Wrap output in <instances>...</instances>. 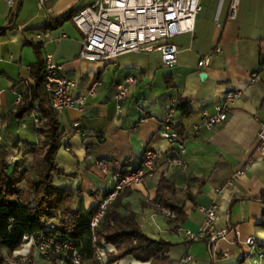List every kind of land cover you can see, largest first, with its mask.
<instances>
[{
	"label": "crops",
	"instance_id": "obj_1",
	"mask_svg": "<svg viewBox=\"0 0 264 264\" xmlns=\"http://www.w3.org/2000/svg\"><path fill=\"white\" fill-rule=\"evenodd\" d=\"M96 1L17 0L11 6L0 0V26L13 21L18 26L0 36V148L16 147L18 160L38 141L33 116L5 119L32 81V65L38 61L35 42L44 43V58L53 54L64 65L65 77L78 79L73 95L88 99L86 112L73 108L59 113L64 138L57 162L77 176L54 175L57 186L81 189L86 212L113 189L112 172L135 169L149 148L169 150L161 135L165 107L173 96L191 98L190 115L177 116L187 138L188 169L170 167L163 159L154 178L127 191L124 205L137 212L148 235L174 244L168 264H264V228L257 224L264 205L256 199L264 191V154L257 151L264 120V0H241L235 19L230 17L232 0H202L195 31L176 37L180 55L169 65L158 53H126L108 63L85 61L80 58L83 33L73 20L49 35L24 31ZM204 57L211 59L208 66L200 65ZM255 74L260 80L251 83ZM130 75L138 82L119 110L118 84ZM237 89L243 94L228 119L212 130L202 127L194 136L204 116L216 114L225 94ZM102 159L109 162L108 170L98 167ZM162 178L174 183V202L187 212L177 233L155 202ZM214 203L219 205L217 231L228 234L186 242V231L199 230L206 223L205 209ZM250 238L256 240L254 246L248 245ZM4 253L8 256V249ZM115 264L148 263L129 256Z\"/></svg>",
	"mask_w": 264,
	"mask_h": 264
},
{
	"label": "trees",
	"instance_id": "obj_2",
	"mask_svg": "<svg viewBox=\"0 0 264 264\" xmlns=\"http://www.w3.org/2000/svg\"><path fill=\"white\" fill-rule=\"evenodd\" d=\"M79 9L24 31H52L72 21ZM17 28L14 21L5 27L0 26V36ZM33 45L38 61L32 65V81H28L17 108L5 119L10 121L33 116L38 141L29 144L18 160H15L16 147L2 145L0 148V264H13L14 252L23 249L25 236L40 232L54 234L60 237V241L73 243L86 264L91 261L96 264H115L129 256L148 264H168L174 244L164 238H154L142 229L137 212L124 205L129 189L118 195L109 205L102 222L93 228L91 222L97 211L96 206L84 211L81 189L75 192L72 188L59 187L54 183L55 174L75 177L77 173H68L57 162L64 130L59 113L44 90V43L35 42ZM173 97L178 101V116L190 115L191 98L180 95ZM36 119H39L38 123ZM177 128L180 129V125ZM177 195L174 183L162 178L155 202L167 216L172 233L179 231L187 217L185 206L174 202ZM256 199L264 205V191ZM162 207L173 211L174 216H169ZM257 224L264 228V212ZM4 249H8V256ZM98 255H102V260L97 259ZM34 256L33 249L23 264H35ZM44 257L56 264H76L68 256Z\"/></svg>",
	"mask_w": 264,
	"mask_h": 264
},
{
	"label": "built area",
	"instance_id": "obj_3",
	"mask_svg": "<svg viewBox=\"0 0 264 264\" xmlns=\"http://www.w3.org/2000/svg\"><path fill=\"white\" fill-rule=\"evenodd\" d=\"M9 5L15 6L17 0H6ZM241 0H232L230 4V17L235 19L238 15ZM202 0H98L91 5L81 7L74 15L73 22L83 33V46L80 58L85 61L112 62L126 53H158L165 64L176 62L180 55V46L175 39L181 34L194 32L200 13L203 11ZM49 35V32H46ZM221 52V48L216 49ZM211 63L209 57L200 61L201 66ZM64 65L53 54L45 57V83L44 90L50 98L51 104L58 112L77 108L82 112L88 110L86 96H75L72 91L78 84L77 78H68L63 74ZM260 80L255 74L251 83ZM137 77L130 75L125 81L118 84V109L123 108L122 103L129 97L132 87L137 84ZM241 89L228 91L223 102L218 106L217 113L205 115L202 123L194 129V136L201 133V128L212 130L217 124L228 119L230 110L235 102L241 98ZM177 98L173 97L166 105V116L163 123L162 137L169 144V150L149 148L145 151L138 167L130 171L112 172L114 187L108 195L95 200L97 211L93 216L91 225L96 228L106 215V211L118 195L136 185L145 183L154 178L164 159L170 167L188 169L187 138L177 128L178 111ZM39 122V119H36ZM79 127V123L74 124ZM259 141L257 151L264 154V120L261 122L258 133ZM98 167L108 170L107 160H98ZM169 216L174 212L162 207ZM219 205L214 203L206 208V223L199 230H187L186 242L216 240L228 234V230L217 231ZM25 246H31L41 256L63 255L73 259L76 264L83 262L79 251L73 243L60 241L54 234L46 235L40 232L36 235L25 236ZM256 240L250 238L248 245L254 246ZM23 247V248H24ZM19 251V250H18ZM15 251V252H18ZM26 254L23 260H28ZM97 259L102 260V255ZM188 260H193L192 256Z\"/></svg>",
	"mask_w": 264,
	"mask_h": 264
},
{
	"label": "rangeland",
	"instance_id": "obj_4",
	"mask_svg": "<svg viewBox=\"0 0 264 264\" xmlns=\"http://www.w3.org/2000/svg\"><path fill=\"white\" fill-rule=\"evenodd\" d=\"M33 248L31 246H25L23 249L19 250L18 252H14L13 255V264H23L26 263V261L23 260V257L26 254H30ZM8 254V253H7ZM35 264H56L52 261H50L47 257L41 256L39 252H35L34 256Z\"/></svg>",
	"mask_w": 264,
	"mask_h": 264
},
{
	"label": "water",
	"instance_id": "obj_5",
	"mask_svg": "<svg viewBox=\"0 0 264 264\" xmlns=\"http://www.w3.org/2000/svg\"><path fill=\"white\" fill-rule=\"evenodd\" d=\"M203 78H206V75H203Z\"/></svg>",
	"mask_w": 264,
	"mask_h": 264
}]
</instances>
